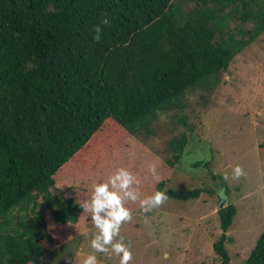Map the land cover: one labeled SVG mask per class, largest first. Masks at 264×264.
<instances>
[{
    "label": "trees",
    "instance_id": "obj_1",
    "mask_svg": "<svg viewBox=\"0 0 264 264\" xmlns=\"http://www.w3.org/2000/svg\"><path fill=\"white\" fill-rule=\"evenodd\" d=\"M105 13L111 26L97 43L91 28ZM263 33L264 0H0V264H37L92 228L79 205L94 182L82 199L70 165L98 166L152 135L160 115L182 111L191 90L211 92ZM186 144L185 134L169 140V168ZM191 167L229 191L207 163ZM164 188L155 191L179 201L214 193ZM235 215L232 204L217 211L218 264H230ZM243 264H264V233Z\"/></svg>",
    "mask_w": 264,
    "mask_h": 264
},
{
    "label": "rangeland",
    "instance_id": "obj_2",
    "mask_svg": "<svg viewBox=\"0 0 264 264\" xmlns=\"http://www.w3.org/2000/svg\"><path fill=\"white\" fill-rule=\"evenodd\" d=\"M183 103L182 111L159 116L152 135L129 138L100 165L88 169H81L77 163L70 165L73 167L66 171L68 180L71 178L69 189L80 191L85 199L88 185L104 181L117 168H126L140 181L141 199L151 196L161 180L165 181L164 189L172 191L213 190V194L202 193L194 200L169 198L146 214L141 212L139 201L127 202L132 220L121 226L120 236L130 244V264H218L212 245L220 234L217 211L223 202L236 208L227 231L230 264H243L264 233V148L260 146L264 145V33L233 59L211 92L191 90ZM181 134L187 137L185 150L179 163L169 168L168 142ZM193 162L207 163L212 173L222 176L229 189L226 200L217 196L222 188L219 181H212L203 167L192 168ZM236 165L244 175L233 180ZM150 166L155 167L154 175ZM87 224V217L81 219L79 232ZM90 238L88 229L50 251L37 264H66L68 260L81 264L92 252ZM96 255L102 264H119L115 255Z\"/></svg>",
    "mask_w": 264,
    "mask_h": 264
},
{
    "label": "clouds",
    "instance_id": "obj_3",
    "mask_svg": "<svg viewBox=\"0 0 264 264\" xmlns=\"http://www.w3.org/2000/svg\"><path fill=\"white\" fill-rule=\"evenodd\" d=\"M104 26H111L107 13L101 16L98 24L92 26L93 41L100 42ZM149 172L154 175L155 167L150 166ZM242 175L243 169L236 165L232 169V179L237 180ZM228 178L225 174L224 179ZM139 184L137 177L126 168H117L106 181L93 184L90 198L81 201L79 205L83 214L87 213L91 217L92 225L89 229L91 232L89 247L92 252L84 256L81 264H102L96 253L104 254L107 258L115 255L119 257V264H130L133 259L130 244L125 243L124 238L120 236L121 226L132 220V212L125 204L129 201L133 203L139 201L141 212L146 214L162 206L169 199L164 191H155L151 196L141 199ZM217 196L222 201L227 199L223 188L218 190ZM164 259H167L166 253ZM66 264H71L70 260L66 261Z\"/></svg>",
    "mask_w": 264,
    "mask_h": 264
},
{
    "label": "water",
    "instance_id": "obj_4",
    "mask_svg": "<svg viewBox=\"0 0 264 264\" xmlns=\"http://www.w3.org/2000/svg\"><path fill=\"white\" fill-rule=\"evenodd\" d=\"M224 206V202L221 203V205L219 206V209L222 208Z\"/></svg>",
    "mask_w": 264,
    "mask_h": 264
}]
</instances>
